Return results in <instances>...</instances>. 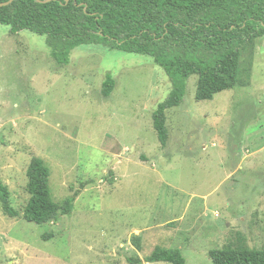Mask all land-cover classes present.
<instances>
[{"label":"rangeland","instance_id":"rangeland-1","mask_svg":"<svg viewBox=\"0 0 264 264\" xmlns=\"http://www.w3.org/2000/svg\"><path fill=\"white\" fill-rule=\"evenodd\" d=\"M108 74L116 87L105 98ZM197 82L167 111L164 148L153 114L171 82L153 58L80 46L60 65L45 36L0 25V181L20 213L0 204V264H131L158 247L213 264L210 251L237 233L263 249L264 38L249 87L198 102ZM33 157L56 203L80 192L56 224L23 219Z\"/></svg>","mask_w":264,"mask_h":264},{"label":"trees","instance_id":"trees-1","mask_svg":"<svg viewBox=\"0 0 264 264\" xmlns=\"http://www.w3.org/2000/svg\"><path fill=\"white\" fill-rule=\"evenodd\" d=\"M44 1L15 0L1 7L0 25L10 27L14 34L29 31L45 36L52 59L60 65H68L71 52L80 46H102L153 58L171 82L168 98L153 114L164 148L170 139L167 111L181 106L189 78L198 77V102L211 101L223 91L249 87L257 46L264 38V0ZM115 87V79L108 74L103 96L109 98ZM26 175L29 199L24 220L52 225L73 213L80 192L56 203L50 191L51 172L42 159L33 157ZM0 204L7 217L20 216L2 181ZM236 235L222 249L210 251L212 263L264 264V248H250L245 236ZM133 243L141 250L140 236H134ZM129 262L187 264L180 249L159 247L144 259L131 258Z\"/></svg>","mask_w":264,"mask_h":264},{"label":"water","instance_id":"water-1","mask_svg":"<svg viewBox=\"0 0 264 264\" xmlns=\"http://www.w3.org/2000/svg\"><path fill=\"white\" fill-rule=\"evenodd\" d=\"M15 0H9L8 2H4V3H0V8L1 7H6L9 6L10 4H12ZM39 1V0H38ZM51 0H46L44 1V3L46 2H50ZM70 0H67L66 2H69ZM41 2V1H40Z\"/></svg>","mask_w":264,"mask_h":264}]
</instances>
